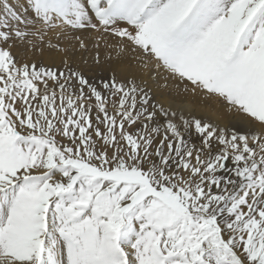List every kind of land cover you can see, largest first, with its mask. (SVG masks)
Here are the masks:
<instances>
[{
  "label": "snow or ice",
  "instance_id": "snow-or-ice-1",
  "mask_svg": "<svg viewBox=\"0 0 264 264\" xmlns=\"http://www.w3.org/2000/svg\"><path fill=\"white\" fill-rule=\"evenodd\" d=\"M73 41L138 72L12 52ZM153 85L245 126L166 108ZM0 264H264V0H0Z\"/></svg>",
  "mask_w": 264,
  "mask_h": 264
},
{
  "label": "rangeland",
  "instance_id": "rangeland-1",
  "mask_svg": "<svg viewBox=\"0 0 264 264\" xmlns=\"http://www.w3.org/2000/svg\"><path fill=\"white\" fill-rule=\"evenodd\" d=\"M63 46L67 48V51L62 52L38 44L36 48H32L28 45L16 46L12 49V52L17 62L21 64L36 63L38 66H62V61L67 59L73 67L80 68L90 79L93 77L97 79H108L114 75L118 81H124L129 75L138 72L136 63L129 58V54H118L117 48L101 44L97 49L89 43L88 48L84 50L80 49L74 41L64 42ZM97 53L99 55V63H97ZM153 91V99L155 102L166 108L170 107L174 110H182L185 115H188L189 113L191 115L194 114H192L187 108L175 107L173 104H181L182 102L186 103L188 101L191 105L194 104L193 108L199 107L202 111L209 109L211 106L210 103H208L209 100H206L203 97H198L199 99H197V97L192 96L190 93H184L182 90L174 88L159 89L156 85H153ZM189 98L192 99V102ZM220 105L212 112V115L213 113L217 114L218 112L223 114L221 111L225 107H222V104ZM216 114L214 115L216 116ZM194 116L203 121L223 127L219 122L215 123L213 120L209 119V116H205V114Z\"/></svg>",
  "mask_w": 264,
  "mask_h": 264
},
{
  "label": "bare ground",
  "instance_id": "bare-ground-1",
  "mask_svg": "<svg viewBox=\"0 0 264 264\" xmlns=\"http://www.w3.org/2000/svg\"><path fill=\"white\" fill-rule=\"evenodd\" d=\"M197 99H199V98L197 97ZM189 100L191 101L192 99L189 98ZM208 103H210L211 106H210L209 109H206L205 111H202V109L199 108V107L193 108L194 107L193 106L194 104L191 105L188 101L186 103L182 102L181 104H173V105L175 107H179V108H185V109L187 108L194 115L205 114V116H209V119L213 120L215 123H218L219 122L220 125L223 126V127H228V128H232V127L243 128L245 126V121H244V117L243 116L238 115V114L233 113V112H230L226 108L222 109L221 112H223V114L217 111L219 113V115H218V113L217 114L216 113H213V115H212V112L217 108V106L220 105V103H217L215 101H210V100H209ZM222 107H224V106H222ZM214 114H216V116Z\"/></svg>",
  "mask_w": 264,
  "mask_h": 264
}]
</instances>
